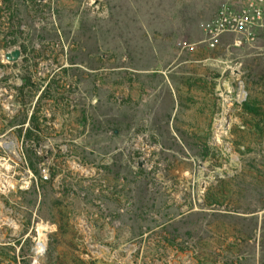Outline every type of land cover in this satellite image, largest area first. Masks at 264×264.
Wrapping results in <instances>:
<instances>
[{
	"label": "rangeland",
	"instance_id": "rangeland-1",
	"mask_svg": "<svg viewBox=\"0 0 264 264\" xmlns=\"http://www.w3.org/2000/svg\"><path fill=\"white\" fill-rule=\"evenodd\" d=\"M240 1L0 0V264H264V24L203 28Z\"/></svg>",
	"mask_w": 264,
	"mask_h": 264
},
{
	"label": "built area",
	"instance_id": "built-area-1",
	"mask_svg": "<svg viewBox=\"0 0 264 264\" xmlns=\"http://www.w3.org/2000/svg\"><path fill=\"white\" fill-rule=\"evenodd\" d=\"M264 24V0H241L238 7L234 5L223 8L217 18L203 25L204 31L213 43L218 42V38L224 34H234L242 39L237 43L242 45L243 41L252 42L256 38L257 32ZM41 95V94H40ZM38 95V97L40 96ZM5 161L4 158H0ZM24 159V161H23ZM22 164L28 168L30 178H35L30 166L24 158H20ZM19 166L18 162L12 163V169ZM1 172V171H0ZM4 175V174H3ZM5 176V175H4ZM7 177V176H5ZM10 178V177H9ZM11 179V178H10ZM50 175L48 170H43L40 180L49 181ZM12 180V179H11ZM14 183V182H13ZM13 186L3 187L6 190ZM26 187V186H25ZM29 186H27L28 188Z\"/></svg>",
	"mask_w": 264,
	"mask_h": 264
},
{
	"label": "trees",
	"instance_id": "trees-1",
	"mask_svg": "<svg viewBox=\"0 0 264 264\" xmlns=\"http://www.w3.org/2000/svg\"><path fill=\"white\" fill-rule=\"evenodd\" d=\"M28 86H30L29 88L32 89V90H38L37 89V85L34 84V83H32L31 82V77H29L27 79L25 85L17 88L19 94L22 97H25V94H26L25 89ZM24 105H26L25 102H24ZM39 112H40L39 110H34V112L32 114V117H31V120L29 122L30 123L29 128L26 130L25 138L28 139L29 141L32 140V138H35L37 142L40 141V138H39V134L38 133L43 132L45 130V128H48L49 127L48 124H47V119H44V122L46 124L44 126H42V123L40 122V117L38 115ZM25 121H26V118H25ZM25 121L22 122L21 124L24 125L25 124ZM35 131H37V133ZM30 168L35 173H38V170L34 167V164L33 163L30 164Z\"/></svg>",
	"mask_w": 264,
	"mask_h": 264
},
{
	"label": "water",
	"instance_id": "water-1",
	"mask_svg": "<svg viewBox=\"0 0 264 264\" xmlns=\"http://www.w3.org/2000/svg\"><path fill=\"white\" fill-rule=\"evenodd\" d=\"M6 61L10 62V63H16L17 61H19L22 58V51L18 48H15L13 50L8 51L5 55H4ZM114 133H116L115 130H113ZM36 148H40V143L37 144ZM139 166L142 167L143 164L140 162Z\"/></svg>",
	"mask_w": 264,
	"mask_h": 264
},
{
	"label": "crops",
	"instance_id": "crops-1",
	"mask_svg": "<svg viewBox=\"0 0 264 264\" xmlns=\"http://www.w3.org/2000/svg\"><path fill=\"white\" fill-rule=\"evenodd\" d=\"M6 54V53H5ZM41 91H39V95L41 94L40 93ZM53 101H51V103H52ZM49 107H50V104H49ZM48 107V108H49ZM51 121V123L53 124V127H51V129H54L55 130V132H60V130H56V129H58L57 127L59 126V125H61V123L60 122H58V120H50ZM191 132H193L195 135H196V133H197V131H196V127L194 126V127H191L190 129H189ZM254 132V131H253ZM255 133V132H254Z\"/></svg>",
	"mask_w": 264,
	"mask_h": 264
},
{
	"label": "bare ground",
	"instance_id": "bare-ground-1",
	"mask_svg": "<svg viewBox=\"0 0 264 264\" xmlns=\"http://www.w3.org/2000/svg\"><path fill=\"white\" fill-rule=\"evenodd\" d=\"M6 165L7 164L1 163V160H0V171H1V166H6ZM0 182L3 183V184H5V182H6V184L9 183V185H12V183L9 182V179L7 180V178H4L3 177V175L1 174V172H0ZM6 184H5V186H6ZM42 247H43V244L39 243L38 244V249H42Z\"/></svg>",
	"mask_w": 264,
	"mask_h": 264
}]
</instances>
